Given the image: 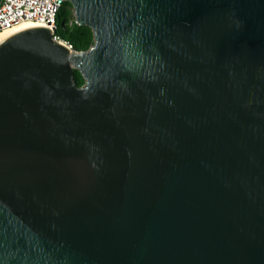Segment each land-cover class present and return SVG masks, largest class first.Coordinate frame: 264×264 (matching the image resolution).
<instances>
[{
    "label": "water",
    "instance_id": "95a60500",
    "mask_svg": "<svg viewBox=\"0 0 264 264\" xmlns=\"http://www.w3.org/2000/svg\"><path fill=\"white\" fill-rule=\"evenodd\" d=\"M66 1L88 51L0 44V264H264V0Z\"/></svg>",
    "mask_w": 264,
    "mask_h": 264
},
{
    "label": "built area",
    "instance_id": "2783aa9c",
    "mask_svg": "<svg viewBox=\"0 0 264 264\" xmlns=\"http://www.w3.org/2000/svg\"><path fill=\"white\" fill-rule=\"evenodd\" d=\"M66 0H0V33L23 23L40 24L53 40L74 53L73 45L57 34V15ZM74 11V9H73Z\"/></svg>",
    "mask_w": 264,
    "mask_h": 264
},
{
    "label": "trees",
    "instance_id": "16d2710c",
    "mask_svg": "<svg viewBox=\"0 0 264 264\" xmlns=\"http://www.w3.org/2000/svg\"><path fill=\"white\" fill-rule=\"evenodd\" d=\"M73 9L70 2L64 3L57 15V34L69 41L77 52L88 51L95 42L94 33L91 28L79 26L75 22ZM74 81L78 87L85 84V79L78 70H74Z\"/></svg>",
    "mask_w": 264,
    "mask_h": 264
},
{
    "label": "bare ground",
    "instance_id": "6f19581e",
    "mask_svg": "<svg viewBox=\"0 0 264 264\" xmlns=\"http://www.w3.org/2000/svg\"><path fill=\"white\" fill-rule=\"evenodd\" d=\"M34 27H43L40 24H33V23H23L20 24L14 28L5 30L4 32L0 33V44H2L4 41H6L8 38L14 36L17 33H20L26 29L34 28Z\"/></svg>",
    "mask_w": 264,
    "mask_h": 264
}]
</instances>
